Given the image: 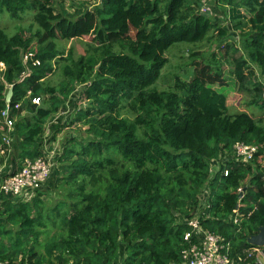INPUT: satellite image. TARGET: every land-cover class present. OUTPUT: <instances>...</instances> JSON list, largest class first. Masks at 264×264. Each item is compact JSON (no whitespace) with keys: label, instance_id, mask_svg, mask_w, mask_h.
Wrapping results in <instances>:
<instances>
[{"label":"trees","instance_id":"obj_1","mask_svg":"<svg viewBox=\"0 0 264 264\" xmlns=\"http://www.w3.org/2000/svg\"><path fill=\"white\" fill-rule=\"evenodd\" d=\"M204 1L228 26L200 12L202 0H98L73 13L58 0H0V16L31 15L30 26L12 35L0 28V115L8 105L17 159L44 156L47 122L76 86L85 100L69 120L85 127L83 137L61 143L54 180L51 171L30 201L1 196L0 260L181 264L187 220L206 206L201 226L230 242L231 258L255 247L247 239L264 225V0ZM236 32L238 41L226 40ZM86 36L91 42L76 59L58 48V39ZM179 43H205L210 51L187 50L190 77L176 75L158 91L165 52ZM57 68L61 79L52 86L46 78ZM231 84L263 114L261 124L227 114L222 89ZM1 124L0 117L5 130ZM51 127L53 143L60 130ZM238 142L256 146L246 164L230 157ZM215 160L220 167L212 173ZM48 185L62 197L49 209L41 200ZM48 225L57 231L49 235Z\"/></svg>","mask_w":264,"mask_h":264},{"label":"rangeland","instance_id":"obj_2","mask_svg":"<svg viewBox=\"0 0 264 264\" xmlns=\"http://www.w3.org/2000/svg\"><path fill=\"white\" fill-rule=\"evenodd\" d=\"M58 1H61L62 2L61 4L64 6L65 10H67L70 13H73L76 10V8H79V7H81V9L89 10L91 8H95L96 5L98 4V0H58ZM208 3L209 2L206 3V1L202 0L200 12H204V14L207 17H209L212 21L214 20L215 22L219 21V23H221L223 26H228L227 20L221 15L220 10L214 9L212 4H208ZM203 6H205L206 9ZM4 13L7 15L6 12ZM30 24H31L30 14L24 15L20 21L11 19L4 15L0 16V28H5L6 33L8 35L14 34L17 31L18 27L23 28V29L28 28ZM32 29L34 30V27ZM135 32L136 30L131 29L129 34L135 38L137 36ZM229 37H231V39H226V40H230L231 42L238 41L237 32L230 34ZM91 39H92L91 36H86L81 39H73L69 41L58 39L57 45H58V48L64 53L72 50V56L73 58L76 59L78 56L85 54L86 49L88 48L87 44L91 42ZM191 48H194L195 51L203 52L204 54H206V56L209 54V51H210V49H208V46L205 43H201L196 46L194 44L189 46V45H183L179 43V44H175L172 47H170L165 52L167 63L165 67L163 68V70L161 71V75L159 79L155 83V88L158 91H161V90H164L170 87L176 75L182 80L188 79L190 77L193 66L191 65L190 58L186 57V51ZM216 51H218V49ZM27 54L24 55L23 61L26 60L25 57ZM226 66H227V69L225 71V76L228 78V83H229L231 78L228 75L227 71L231 69V66L229 65H226ZM60 79H61L60 69L57 68L55 70V73L47 76L46 82L54 86L58 83ZM81 90H82V86H76V89L74 90L73 94L70 96L69 101L63 105L64 108H62V110H60L55 115V118H57V120L56 121L52 120V117H51V119L48 120L47 122V127H48L46 128L47 136L49 134L48 131L51 128H53L51 127L52 125L56 126V128L60 130V133H58V135L55 137V140L53 141V143L50 142L52 143V148H48V147L46 148V151L48 150L51 151L50 158L52 160L51 161L52 176L50 180L52 181L54 180V176H55L54 170H56L54 158L58 156L60 153L59 148L61 147V143L62 142L64 143V140H67L70 135L76 136L77 139H81L83 137V132H84L85 127L83 126L79 127V123L77 122H75L72 125H69V120L74 116L75 111H77L81 105L85 104V100L82 97ZM222 90L227 95V106H228L227 114L229 116H233L234 114H237V113H245L250 118H252L256 122V124L262 123L261 120H262L263 114H261L260 111L248 105L249 97L246 93L239 92L236 89V86L232 84L226 88H223ZM75 95L77 97V100L75 98ZM190 102H191L190 100H187L186 104L183 105V108L181 110L182 116L189 114ZM126 115L131 116L130 113H126ZM0 132L2 133L5 132L1 126H0ZM12 147H11L9 156L7 158H4V161L0 163V167L2 168V171H1L2 173L12 172L16 170L17 168H19L21 165V162L19 161V159H17L15 153L12 150ZM0 158H2V156H0ZM212 164H213L212 173H214L216 170L219 169L220 161H216V160L212 161ZM52 181H51V185H52ZM51 185L44 187L43 189L44 195L41 196V200L45 202L44 208H47V209H49V207L54 206L56 202L62 200V197L59 194L60 190L53 188ZM208 193H209V189L202 192L203 200L207 199ZM242 195H243V192H242ZM32 198L33 196L30 195L27 198H24L23 200L30 201ZM55 228L53 226L48 225L45 229L49 230L50 232L49 235H52L54 232L57 231V228L56 229ZM40 240H43L42 237ZM251 249L261 250L260 248H256V247H253Z\"/></svg>","mask_w":264,"mask_h":264},{"label":"built area","instance_id":"obj_3","mask_svg":"<svg viewBox=\"0 0 264 264\" xmlns=\"http://www.w3.org/2000/svg\"><path fill=\"white\" fill-rule=\"evenodd\" d=\"M203 7L206 9L205 6ZM32 101L34 104L39 103V99H33ZM9 112L10 108L7 105L0 115L1 125L5 127V132L1 135L2 148H0V154L6 152L5 158L9 156L13 144L14 121ZM255 152V145L238 142L234 144L233 153L230 157L233 158L234 162L246 164L252 159ZM50 157L51 151L48 150L43 157L35 160L24 159L20 167L12 172L2 173L0 167V200L1 196L17 199H24L30 195L34 196L35 191L41 188L49 178L52 169ZM224 173V175H227V171H224ZM239 192L242 193V190H239ZM238 207L234 211L236 217L240 216ZM207 208L208 206L205 210H198L194 217L187 220L189 229L185 232L183 238L188 247L182 251L181 264H238V262H245L251 258H254V264H264V256L259 249H248L243 251L242 254H236L235 258H231L230 242L224 237L203 230L201 226L202 218L207 216ZM20 260L21 256L12 262L0 260V264H20ZM23 264L30 263L25 260Z\"/></svg>","mask_w":264,"mask_h":264},{"label":"water","instance_id":"obj_4","mask_svg":"<svg viewBox=\"0 0 264 264\" xmlns=\"http://www.w3.org/2000/svg\"><path fill=\"white\" fill-rule=\"evenodd\" d=\"M11 97H12V89H9L6 94L5 101L9 102ZM241 196H242V193H239V197ZM247 243L257 248H260L261 253L264 256V225L258 228V231L255 235H251L247 239Z\"/></svg>","mask_w":264,"mask_h":264},{"label":"crops","instance_id":"obj_5","mask_svg":"<svg viewBox=\"0 0 264 264\" xmlns=\"http://www.w3.org/2000/svg\"><path fill=\"white\" fill-rule=\"evenodd\" d=\"M61 110H62V109H61ZM56 114H57V113H56ZM56 114H54V116H52V120H55V119L57 120V118H55V115H56ZM46 128H48V127H46ZM50 131H51V129H50L48 132H50ZM45 135H46V136H45V138H44V141H43V147H42L44 152H46V148H47V147H48V148H52V143H50V142H49V139H48L49 137L47 136L46 133H45ZM13 152H14V150H13Z\"/></svg>","mask_w":264,"mask_h":264},{"label":"clouds","instance_id":"obj_6","mask_svg":"<svg viewBox=\"0 0 264 264\" xmlns=\"http://www.w3.org/2000/svg\"><path fill=\"white\" fill-rule=\"evenodd\" d=\"M257 248V247H256Z\"/></svg>","mask_w":264,"mask_h":264}]
</instances>
